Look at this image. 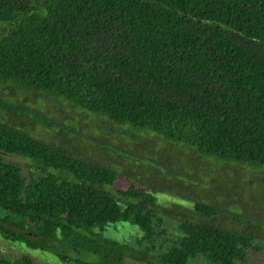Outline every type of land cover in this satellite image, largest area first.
Masks as SVG:
<instances>
[{
	"label": "trees",
	"instance_id": "16d2710c",
	"mask_svg": "<svg viewBox=\"0 0 264 264\" xmlns=\"http://www.w3.org/2000/svg\"><path fill=\"white\" fill-rule=\"evenodd\" d=\"M78 114L136 147L173 140L217 166L260 170L264 0H0V151L24 159L0 155V235L74 264H247L250 250L263 253L226 191L181 194L188 206L158 202L162 188L119 187L120 173L87 156V143L126 164L134 153L80 140ZM116 222L138 228L135 245L104 235Z\"/></svg>",
	"mask_w": 264,
	"mask_h": 264
},
{
	"label": "rangeland",
	"instance_id": "374dc122",
	"mask_svg": "<svg viewBox=\"0 0 264 264\" xmlns=\"http://www.w3.org/2000/svg\"><path fill=\"white\" fill-rule=\"evenodd\" d=\"M46 107V115H60L55 110V106L47 105ZM72 118L74 119V117ZM75 119L80 140L98 138L108 144L116 141L124 149L131 150L134 153L132 156L133 161L126 164L117 161V159L109 156L106 152L99 151L97 146L87 143L84 150L87 156L100 162L111 163L120 173V178L117 181L119 187L125 188L133 182L137 186H141L143 183L147 186V189L162 188L164 191L156 193L158 202L165 205L179 203L188 206H191V202L181 194L195 195L200 193L202 195L203 193H212L211 196L221 200L223 198L221 190L226 191L227 195L223 199L225 206L234 211H240L244 217L251 219L254 226L251 231L256 234L255 240L264 246V166H260V170L225 162H222L221 166H217L215 161L220 160H216V157L203 155L206 158H202L195 151L192 153L190 148L183 143L161 138L157 144H146L136 147L125 139L110 135L107 129L100 130L97 124H94V127L93 123L88 122L86 117L78 114ZM23 125L34 135L40 134L39 137L49 134L38 124L25 123ZM50 136L53 140H60L59 138H61L54 131L50 132ZM66 142L70 145L67 139ZM167 142L172 143V146H166ZM77 144L81 146L80 143ZM117 151L122 154V151ZM0 155L6 160L24 165V159L21 157L2 151H0ZM144 158L145 160H150L152 165L159 169L160 172H157V175L142 167L139 161ZM199 179L205 182H201ZM181 180L192 181L193 183L198 181L208 189L196 187L189 190L181 184ZM214 197L212 198L215 199ZM201 199H206L205 194L202 195ZM211 202L213 203L212 199ZM222 223L225 227L236 228L228 217H223ZM169 227L174 229L175 225L170 224ZM139 233L138 228L128 222L110 224L104 231L105 236L130 245L136 244V237ZM20 255L29 256L35 264H74L60 260L50 251L28 247L24 243L11 241L0 235V258L10 259ZM190 263L205 264L203 261L194 260H191ZM247 264H264V250L261 254L250 250Z\"/></svg>",
	"mask_w": 264,
	"mask_h": 264
}]
</instances>
